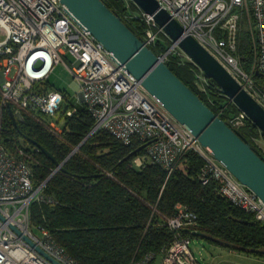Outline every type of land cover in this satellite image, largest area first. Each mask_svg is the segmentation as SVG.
<instances>
[{
    "label": "built area",
    "instance_id": "built-area-1",
    "mask_svg": "<svg viewBox=\"0 0 264 264\" xmlns=\"http://www.w3.org/2000/svg\"><path fill=\"white\" fill-rule=\"evenodd\" d=\"M157 1L180 24L183 33L211 54L264 109V90L251 77L252 72L264 77V0ZM122 17L144 23L139 38L148 48H157L158 42L165 45L156 54L162 62L191 63L195 84L207 103L216 107L207 94L208 78L152 16L139 9L136 12L128 9ZM242 30L248 33L252 43L250 73L242 68L237 55ZM67 55L72 59L70 65L65 61ZM59 64L70 72L76 92L72 109L65 115L71 116L84 106L93 119L89 136L102 130L124 145L134 139L146 144L142 153L131 159L130 166L135 169L158 166L167 176L186 153H196L203 160L198 175L201 185L216 181L222 197L264 224L261 200L217 162L84 26L72 19L59 0H0V107L7 110L9 105L13 111L26 114L55 138L62 137L58 115L64 94L50 88L49 79ZM219 94L222 95L220 91ZM215 114L236 132H242L248 121L239 109L224 119L222 109L217 108ZM248 137L264 155L261 132ZM39 152L34 145H21L11 152L0 143V264H51L10 226L58 262L76 264L46 230L38 227L40 236L30 231L31 203L52 201L43 194L46 180L38 185L33 183L29 163ZM54 169L59 171V167ZM107 176L112 177L110 173ZM175 210L166 220L172 232L171 241L158 253L148 252L134 264H201L190 251L191 238L185 233L196 224V215L182 204H177Z\"/></svg>",
    "mask_w": 264,
    "mask_h": 264
},
{
    "label": "trees",
    "instance_id": "trees-1",
    "mask_svg": "<svg viewBox=\"0 0 264 264\" xmlns=\"http://www.w3.org/2000/svg\"><path fill=\"white\" fill-rule=\"evenodd\" d=\"M102 1L140 37L144 23L122 17L128 9L138 11L131 1ZM163 49L161 42L151 48L154 54ZM237 53L242 68L250 73L252 43L246 31L240 33ZM167 65L214 113L217 108L222 109L224 119L237 112L211 79L207 94L216 107L207 103L195 84L191 63L180 65L173 61ZM251 77L264 90V77L257 72H252ZM71 109L66 106L59 111L62 137L55 138L26 114H22V122L14 125L7 110L0 107V143L13 152L21 145L32 147L25 140L28 139L61 163L88 135L93 124L84 106L66 116L65 112ZM237 133L255 148L248 136L259 135V130L249 120L244 130ZM140 145L136 139L124 145L102 130L88 136L64 162V171H57L46 181L43 194L51 203H31L30 225L46 230L76 264H134L148 252L158 253L171 241L166 220L175 214V206L182 204L196 215V224L185 232L191 239L198 238L193 234L198 232L210 243L264 259V224L222 197L216 181L201 185L198 175L203 160L196 153H186L167 176L158 166H130L131 159L142 150L123 160ZM29 166L34 185L46 180L55 168L41 152L33 155Z\"/></svg>",
    "mask_w": 264,
    "mask_h": 264
},
{
    "label": "water",
    "instance_id": "water-1",
    "mask_svg": "<svg viewBox=\"0 0 264 264\" xmlns=\"http://www.w3.org/2000/svg\"><path fill=\"white\" fill-rule=\"evenodd\" d=\"M69 16L84 26L144 89L183 127H185L210 155L235 179L252 191L264 205V155L233 131L204 102L186 86L162 62L150 48L145 46L121 17L110 10L102 0H59ZM143 13L152 16L167 36L177 41L179 48L189 57L208 79L218 87L220 93L244 112L248 120L264 135V109L238 84V82L191 36L185 35L178 22L159 6L157 0H129ZM7 112L14 125L23 121L19 111L7 105ZM87 135L61 163L41 145L25 139L36 146L59 170L86 140ZM146 144L131 151L123 160L132 157ZM122 160V161H123ZM56 172L54 169L46 181ZM1 219V216H0ZM10 228L33 250L51 264H62L41 249L30 238L15 227ZM197 237L207 240L198 232Z\"/></svg>",
    "mask_w": 264,
    "mask_h": 264
},
{
    "label": "rangeland",
    "instance_id": "rangeland-1",
    "mask_svg": "<svg viewBox=\"0 0 264 264\" xmlns=\"http://www.w3.org/2000/svg\"><path fill=\"white\" fill-rule=\"evenodd\" d=\"M125 2L127 3V0H125ZM65 61L69 65L72 63V59L68 55L65 57ZM49 83L50 88L58 89L64 94V99L61 103V111H63L66 106L72 107L76 92L71 85L72 76L62 64L56 67L49 79ZM261 140L264 142V139ZM30 231L32 234L40 236V232L32 225H30ZM189 249L193 255L200 260L201 264H264V259L262 258L239 254L199 237L191 239Z\"/></svg>",
    "mask_w": 264,
    "mask_h": 264
}]
</instances>
